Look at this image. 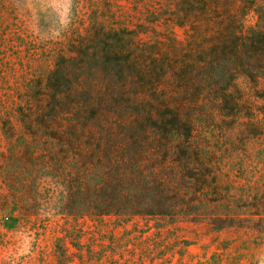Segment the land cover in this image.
Instances as JSON below:
<instances>
[{
	"label": "trees",
	"instance_id": "16d2710c",
	"mask_svg": "<svg viewBox=\"0 0 264 264\" xmlns=\"http://www.w3.org/2000/svg\"><path fill=\"white\" fill-rule=\"evenodd\" d=\"M170 2L174 8L151 20L183 29L186 55L144 62L148 48H132L131 32L94 28L49 76L51 107L61 98L63 118L47 122L44 137L35 131L28 140L20 137L14 147L25 153L16 160L27 163L34 182L36 169L45 167L62 187L67 211L258 229L264 202L227 200L217 182L222 157L194 132L202 116L197 107L205 101L226 109L225 116H253L252 110L242 114L239 78L264 100L258 88L264 82V0ZM249 12L257 20L246 28Z\"/></svg>",
	"mask_w": 264,
	"mask_h": 264
},
{
	"label": "rangeland",
	"instance_id": "374dc122",
	"mask_svg": "<svg viewBox=\"0 0 264 264\" xmlns=\"http://www.w3.org/2000/svg\"><path fill=\"white\" fill-rule=\"evenodd\" d=\"M174 6L170 0H0V264H264V220L258 229L217 230L205 222L67 211L63 189L47 169L39 166L34 182L27 163L16 160L25 153L14 147L20 137L28 140L32 131L44 137L47 122L63 118L61 98L52 110L49 76L94 28L131 32L132 48H148L144 62L185 56L184 30L151 20ZM256 20L249 12L245 27ZM235 84L245 92L242 114L253 116H225L226 109L205 101L194 134L222 157L217 182L227 200L264 202V100L251 95L245 79ZM57 86L62 90L60 81Z\"/></svg>",
	"mask_w": 264,
	"mask_h": 264
}]
</instances>
